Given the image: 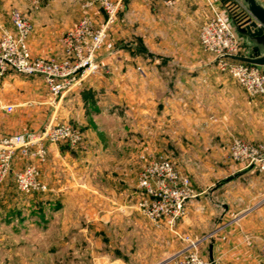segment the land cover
Segmentation results:
<instances>
[{"label":"crops","instance_id":"0c3cea01","mask_svg":"<svg viewBox=\"0 0 264 264\" xmlns=\"http://www.w3.org/2000/svg\"><path fill=\"white\" fill-rule=\"evenodd\" d=\"M256 1L264 8V0ZM174 2L168 7L160 0H124L98 55L99 70L60 98L49 95L40 77L6 75L0 81V101L13 105L14 112L1 116L0 136L37 132L52 119L79 128L81 145L50 146L42 167V175L55 180L52 200L57 207L72 201L75 187L85 185L93 171L107 185H135L137 190L140 155L148 160L174 155L197 197L185 206L176 234L162 229L169 257L186 250L189 239L215 264H259L264 176L255 167L233 162L229 145L235 138L264 145V99H252L222 73L198 37L212 15L209 3L230 21L234 9H245V4ZM12 9L32 26L28 46L33 56L62 55L60 39L79 17L72 0H2L0 30H13ZM242 42L240 56H247ZM23 165L15 157L13 170ZM26 199L14 189L12 176L0 183V236L28 225ZM98 264H105L102 257Z\"/></svg>","mask_w":264,"mask_h":264},{"label":"built area","instance_id":"2783aa9c","mask_svg":"<svg viewBox=\"0 0 264 264\" xmlns=\"http://www.w3.org/2000/svg\"><path fill=\"white\" fill-rule=\"evenodd\" d=\"M150 2L152 0H143ZM172 7L174 0H160ZM124 0H93L84 8L97 7L104 14L99 24L85 15L60 39L62 55L35 57L28 46L32 26L18 10L10 12L13 30L0 32V81L12 73L25 78L40 77L53 98H60L83 78L95 74L100 64L98 55L104 47L112 26L118 18ZM212 15L199 30V42L204 52L217 59L222 73L238 84L248 96L264 97V71L259 67L231 60L226 56H239L241 42L228 23L225 15L209 3ZM247 13L242 7L235 8L233 16L239 18ZM137 70L143 74L141 68ZM14 106L0 101V118L12 114ZM83 142L80 130L68 123L47 122L37 132L0 136V183L12 176L18 193L45 195L49 185L42 179L41 169L48 163L50 146L65 144L77 148ZM24 161L19 170H13L15 157ZM229 158L246 167L251 164L264 176V145H255L240 139H232ZM140 198L136 210L154 225L162 224L176 234L177 222L185 214V206L197 197L190 179L184 175L173 159L160 158L149 161L138 176ZM186 250L174 258L171 264H215L199 252V243L186 239ZM260 264H264V241L259 251Z\"/></svg>","mask_w":264,"mask_h":264},{"label":"rangeland","instance_id":"374dc122","mask_svg":"<svg viewBox=\"0 0 264 264\" xmlns=\"http://www.w3.org/2000/svg\"><path fill=\"white\" fill-rule=\"evenodd\" d=\"M49 1L32 0L33 3ZM72 1L78 9V20L88 15L95 24L101 23L103 19L100 21L98 17L102 15L104 18V14L100 9L84 8L93 0ZM227 21L230 24V20ZM251 98L264 99L261 96ZM145 157H139L141 167L138 176L142 168L153 160ZM160 158L176 162L174 155H159L154 159ZM42 179L49 185L50 192L24 195L30 204L28 225L22 227L21 232L12 229L0 236V264H98L100 257L105 264L172 263L174 258L169 257L163 239L164 225L150 223L136 210L141 194L138 188L135 190V185L124 186L116 182L107 185L100 180L99 172L95 174L93 171L85 185L81 181L82 186L75 187V198L59 203L57 211V204H54L57 201L52 200L56 193L55 180L43 175Z\"/></svg>","mask_w":264,"mask_h":264},{"label":"water","instance_id":"95a60500","mask_svg":"<svg viewBox=\"0 0 264 264\" xmlns=\"http://www.w3.org/2000/svg\"><path fill=\"white\" fill-rule=\"evenodd\" d=\"M247 13L239 18H232L230 25L240 42L248 49L247 56H226L227 58L259 67L264 71V8L256 0H243ZM242 36V37H241ZM217 60V59H216ZM254 167L251 164L248 169ZM231 177L226 181L233 179ZM212 246V244H211ZM213 260L212 258H210Z\"/></svg>","mask_w":264,"mask_h":264}]
</instances>
